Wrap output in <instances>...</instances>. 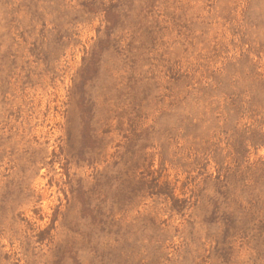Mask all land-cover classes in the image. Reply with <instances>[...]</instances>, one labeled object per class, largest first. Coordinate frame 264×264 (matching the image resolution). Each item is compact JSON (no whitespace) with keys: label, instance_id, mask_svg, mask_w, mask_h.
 <instances>
[{"label":"rangeland","instance_id":"374dc122","mask_svg":"<svg viewBox=\"0 0 264 264\" xmlns=\"http://www.w3.org/2000/svg\"><path fill=\"white\" fill-rule=\"evenodd\" d=\"M0 264H264V0H0Z\"/></svg>","mask_w":264,"mask_h":264}]
</instances>
